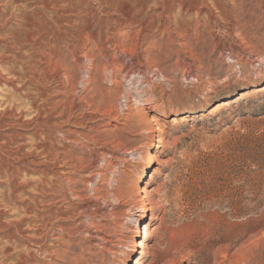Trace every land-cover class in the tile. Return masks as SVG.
<instances>
[{
    "label": "rangeland",
    "instance_id": "374dc122",
    "mask_svg": "<svg viewBox=\"0 0 264 264\" xmlns=\"http://www.w3.org/2000/svg\"><path fill=\"white\" fill-rule=\"evenodd\" d=\"M110 1L0 0L75 33L0 87V264H264V0Z\"/></svg>",
    "mask_w": 264,
    "mask_h": 264
},
{
    "label": "bare ground",
    "instance_id": "6f19581e",
    "mask_svg": "<svg viewBox=\"0 0 264 264\" xmlns=\"http://www.w3.org/2000/svg\"><path fill=\"white\" fill-rule=\"evenodd\" d=\"M18 1L22 2V3H19L20 7H22V8L26 7L25 6L26 3H24V2H26V0H17V2ZM109 6H111V5H109ZM62 11L63 10H51V9L50 10H28V9L27 10H0V87H3V86L11 87L13 91H16V92L19 91V92H21V94L23 96L28 97L27 92H26V84H27V82H30L33 79L32 76H30L28 73H29L30 68L35 67L32 65L31 61L34 60L36 56H42L45 54V51H43V47L47 43H48L47 45H52V48H56V43L58 42L57 40H62L68 36L72 37V33H74L71 31V27L68 29L64 28L67 25H65L63 27L62 21H63L64 15H63ZM48 12L51 15H49ZM84 26H85V24H84ZM67 27H69V25ZM72 28H73V26H72ZM95 37H97V36H95ZM89 38L94 39L91 27L87 26L86 32L83 35L82 39L88 40ZM58 44H59V42H58ZM69 45L74 50L78 49L77 44L75 45V44H73V42H71V44H69ZM28 46H32V47L28 48ZM57 46H59V45H57ZM37 61L40 62V59H37L35 62H37ZM18 62L20 63L21 69L17 73V71L13 70V68H15L17 66L16 64ZM6 64L11 65V67H12V69L8 68L9 72L16 71L15 73H13L17 76L16 78H22L23 80L25 79L24 83L18 85L16 83V80H18V79L6 78L7 76L5 77L3 70H4V67L6 66ZM42 70H43V68L40 71L42 72ZM36 73L40 74V72H37V71H36ZM135 73L136 72L133 70L127 72V74L130 75L131 77L134 76ZM137 74H138V72H137ZM15 75H12V76H15ZM87 81H90V79H87ZM22 90H24V91H22ZM224 103L225 102H223L222 104H224ZM150 104H151V102L147 101L146 105H144V108H148V106ZM117 107H119V106H117ZM128 107L126 106L125 109H128ZM118 109H120V108H118ZM3 110H5V111H3ZM3 110L0 111V148L2 146H5L6 144L8 145L10 143L15 142V139L22 136V133H18L15 130H13V127H14V124H13L14 118H12L13 117V109L4 107ZM211 110H213V108L210 109L209 111H211ZM142 115H144L143 111L139 110L137 113V116L141 117ZM186 116H182L181 118H184ZM158 123H159V119L156 115H152L150 117V120L148 121V126L150 127V129L156 131V138H155L156 143L162 142V138L160 135V133L162 132V128ZM153 148H154L153 145L149 146V150H152ZM55 161H57V160H55ZM71 166H72V164H71ZM146 170L144 171L143 176L140 179V183L141 182L143 183V178L145 176ZM139 190H140L141 195H140V199H139L140 206L138 207V210L141 211V215L139 218H137V220L135 222L136 225H135V228L133 229V235L131 237V242L128 245V250L130 253L135 252L137 250V247L142 246V243L139 242L138 239L141 237V235H140L141 234V228L145 227V226H143V223L145 222V220L147 219V216L149 215L148 205H150V202L147 198L144 197V195H142L143 193L146 192L144 186H140ZM149 236H150V233H148L144 237V240L147 239ZM129 259H130V255H129V253H127L126 258L123 261V264H127Z\"/></svg>",
    "mask_w": 264,
    "mask_h": 264
}]
</instances>
